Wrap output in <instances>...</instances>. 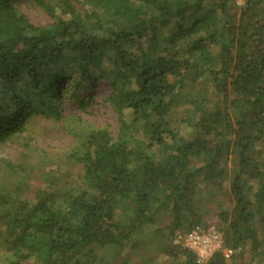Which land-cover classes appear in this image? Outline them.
<instances>
[{
  "label": "trees",
  "instance_id": "16d2710c",
  "mask_svg": "<svg viewBox=\"0 0 264 264\" xmlns=\"http://www.w3.org/2000/svg\"><path fill=\"white\" fill-rule=\"evenodd\" d=\"M37 117L63 124L80 173L3 161L0 264H134L154 236L199 264L176 233L202 224L198 189L221 188L232 155L218 230L249 259L206 264H264V0H0V143Z\"/></svg>",
  "mask_w": 264,
  "mask_h": 264
},
{
  "label": "rangeland",
  "instance_id": "374dc122",
  "mask_svg": "<svg viewBox=\"0 0 264 264\" xmlns=\"http://www.w3.org/2000/svg\"><path fill=\"white\" fill-rule=\"evenodd\" d=\"M234 7L236 8V10H240V8L235 6V4ZM19 10L23 14H25L29 18V20L36 26H44L52 23L50 17L31 2H22L19 6ZM72 114L80 117L87 122L95 121L94 119H89L76 110H74ZM62 125L63 124L61 122L37 117L28 124V131L25 135L27 140L21 138L12 142H8L6 144L0 143V183L4 181L2 169L4 160H10L18 164H26L31 167V165L35 166L37 161L41 159L40 156H46L49 157L50 161H47L46 163L49 164L44 167H46V171H48L51 175L57 176L60 173L68 172L70 176L74 177L78 173H80L81 165L74 163V161L68 162L65 159L68 150L72 146L73 138L66 133ZM95 125L99 126L98 124ZM64 160H66L67 162H64ZM234 161L235 156H230V162L228 163L229 176L224 181V184L221 188H208L204 184L200 185L198 193L195 196L196 201H198V206L201 207L200 212L202 216V224L198 225L199 227L214 225L217 229H219V214L225 211H230L232 209L233 204L229 193L231 183L230 171L233 167L232 165ZM39 170L40 169H37L36 172L31 174V176L29 177V185L25 192V196L29 199L33 198L35 193L45 186V180L40 177L41 173ZM161 221L162 219H160L159 223L152 228L145 227L144 231H153L157 227H165L168 224L167 221ZM220 232L222 236H224L223 231L221 230ZM167 233L168 230H164V234L166 235ZM178 234L181 233L177 232L176 236ZM156 241L157 238L154 236L152 239H150V241L143 245L141 251L137 253H141V255H137L133 259L134 264H144L146 261L151 262V264H170L171 259L161 254L158 242ZM238 250V253L234 254L227 260L231 261L233 260L232 258L235 257V255L243 252L242 256L239 255L237 257V260L240 263L248 262L249 246H247L243 250L241 248H238Z\"/></svg>",
  "mask_w": 264,
  "mask_h": 264
},
{
  "label": "built area",
  "instance_id": "2783aa9c",
  "mask_svg": "<svg viewBox=\"0 0 264 264\" xmlns=\"http://www.w3.org/2000/svg\"><path fill=\"white\" fill-rule=\"evenodd\" d=\"M248 1L233 0V3L241 9ZM177 240L184 248L196 255L199 264L208 263L217 252H221L226 259H229L239 251L225 246L221 232L214 225L195 227L185 234H178Z\"/></svg>",
  "mask_w": 264,
  "mask_h": 264
}]
</instances>
